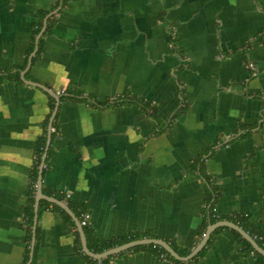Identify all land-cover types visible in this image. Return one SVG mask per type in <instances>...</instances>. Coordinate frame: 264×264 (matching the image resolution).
Segmentation results:
<instances>
[{
    "label": "crops",
    "instance_id": "crops-1",
    "mask_svg": "<svg viewBox=\"0 0 264 264\" xmlns=\"http://www.w3.org/2000/svg\"><path fill=\"white\" fill-rule=\"evenodd\" d=\"M63 2L0 0V76L22 80L0 82V264H26L37 143L48 141L54 97L30 83L60 97L43 194L84 209L103 240L142 234L194 250L210 205L221 222L264 237V0ZM43 201L36 264H95L74 218L65 211L76 229ZM222 228L198 262H180L261 264ZM129 250L109 264H177Z\"/></svg>",
    "mask_w": 264,
    "mask_h": 264
},
{
    "label": "trees",
    "instance_id": "trees-1",
    "mask_svg": "<svg viewBox=\"0 0 264 264\" xmlns=\"http://www.w3.org/2000/svg\"><path fill=\"white\" fill-rule=\"evenodd\" d=\"M67 1L68 0H64L63 3L65 4V3H67ZM43 27H44V20H41V22H40V24L38 26L37 34H39L42 31ZM50 29H51V24L49 22L48 27H47V30L45 32V35L49 33ZM40 49H41V47H40ZM34 50H35V44H34V46L32 48V52ZM34 61H35V59H34ZM9 78L12 79V80H14V81L16 80V81L22 82L21 77H20V72H16V73H6L5 75L0 76V82L7 81V80H9ZM126 103H129V104H138V105L142 106L144 109L148 110L149 112L152 109V108L150 109V106L151 105L149 103L144 102L142 100L128 98L126 100ZM55 107H56V100L54 98H51V101H50V109H51V112H50L49 116L47 117L46 122L44 123L45 128H47L49 126V124H50V120H51L52 114H53V112L55 110ZM152 115H155V111L154 110L152 112ZM53 129H56L55 122L53 124ZM54 134H55V132L52 133V138H53ZM37 144H38L37 145L38 146V149H37V152H38V154H37L38 165L37 166L39 167L40 164H41L42 157H43V155L45 153V150H46L47 138L46 137L40 138L38 140V143ZM49 154H50V150L48 151V155ZM203 162H204V160H196L194 162L193 167H194V169H195L196 172H198L201 176H204L205 177V175H204V168H203ZM46 165H47V163L45 164V166ZM38 176H39V173H38V171H36L35 177H34L35 178V182L37 181ZM59 200L60 201H63V198H59ZM35 203H36V199H35V195L33 194V196L28 199V202H27V205H26V212H25L27 232H28L27 241H28V246H29L28 249H27V252H26V260H25V263L26 264L29 263L30 258H31L30 257L31 256L30 255L31 254V248L30 247H31V244H32V241H33V234H32V232H33V226H34L35 217H36ZM43 204H46L47 206H52L56 210L62 212L68 218V220L72 224L73 228L76 229L75 223L73 222V220L70 218V216L63 209H61L57 205L50 204V203H48L46 201H43ZM40 206H42V204ZM70 208H72V210L76 213V208L73 207L71 204H70ZM82 212H84V209H81L80 212L76 213L77 214V217L79 218L80 221H81V214H82ZM40 213H41V209L38 211V216L40 215ZM218 222H221V219L218 218L217 213L214 211L213 205H210L209 206V209H208V222L205 224L204 229L201 232V237L204 236V234L206 233L207 227L209 225H214V224H217ZM83 228H84V231H85V234H86L88 247H89L90 251L92 253H94V254H103V253H105V252H107V251H109L111 249H114V248L123 246L125 244L146 239V235L138 234V235H132V236L124 237V238H120V239H113L111 241H106V240H103L102 238H100L94 232V230H92L90 227L87 226V227H83ZM222 229H219L217 232H219ZM232 232L234 234H236L238 236V238L240 239V241L244 244V250H246V251H248L250 253L251 252H254L256 255H258L261 264H264V257L261 254H259L257 251H255L254 248L252 247V245L246 239L242 238V236L238 232L233 231V230H232ZM76 237H77V241H78V247H79L80 251L82 252V245H81L80 233L77 230H76ZM171 247L181 257H187V256H189L191 254L192 250H193L192 248L191 249H186V250H181L180 248H178L174 244H172ZM206 248L198 256H196L191 261V263L198 262L199 259H201V257L204 255V253L206 251ZM145 249L152 250L158 256H164L167 259H169V260H171V261H173V262H175L177 264H184V263H182V262L174 259L165 249H163L160 246H154V245H151V246H140V247H136V248H134L132 250H129V251H134L135 252V251H141V250H145ZM36 253H37V246L35 248V254H34V257H33L34 259H33L32 264H36ZM82 254L86 258H88L91 261L95 262V264H109V262H110L109 260L113 258V257H109L107 259L98 261V260H93L92 258L86 256L83 252H82Z\"/></svg>",
    "mask_w": 264,
    "mask_h": 264
},
{
    "label": "water",
    "instance_id": "water-1",
    "mask_svg": "<svg viewBox=\"0 0 264 264\" xmlns=\"http://www.w3.org/2000/svg\"><path fill=\"white\" fill-rule=\"evenodd\" d=\"M39 41V40H38ZM37 41V43H38ZM31 66V63H30ZM29 66V68H30ZM32 86L41 88L42 90H44L45 92H47L48 94H50L51 96H53L54 98H56L57 100V104L55 107V110L53 112L52 118H51V122H50V127H49V134H48V141H47V147H46V152L43 156L42 159V164H41V170H40V176H39V185H38V194L36 197V218H35V228H34V241L36 239V226H37V219H38V210H39V204L42 200H47L52 204H56L57 206H59L60 208H62L64 211H66L70 216H72L74 218L75 223L78 226L80 235H81V239H82V246L84 249V252L90 256L91 258L101 261L103 259H106L108 257L111 256H115L117 254H120L122 252H125L129 249L135 248L137 246H143V245H155V246H160L163 249H165L174 259L178 260V261H183V262H189L191 260H193L208 244L209 239L211 237V235L219 228L222 227H228L231 228L237 232H239L248 242H250L252 244V246L260 253L264 256V250L259 246V244L253 240V238L247 234L244 230H242L239 226L230 223V222H221V223H217L215 225H212L209 227L207 233L204 236L203 241L199 244V246L194 249L192 251V253L187 256V257H181L178 253H176L174 251V249L166 242L162 241V240H151V239H144V240H140V241H135V242H131L128 244H125L123 246L111 249L103 254H94L90 251L89 247H88V243H87V238H86V234L84 231V228L81 226L80 220L78 218H76V216L74 215V213L70 210V208L56 200V199H52V198H47L44 194H43V190H42V183H43V169L47 160V153L51 144V139H52V128H53V121L58 113L59 110V106H60V97L58 95H56V93L50 91L48 88L39 85V84H35V83H30ZM34 257V250L31 253V259L29 264L32 263V259Z\"/></svg>",
    "mask_w": 264,
    "mask_h": 264
},
{
    "label": "built area",
    "instance_id": "built-area-1",
    "mask_svg": "<svg viewBox=\"0 0 264 264\" xmlns=\"http://www.w3.org/2000/svg\"><path fill=\"white\" fill-rule=\"evenodd\" d=\"M249 68L253 71V75L255 76V77H257L258 76V71H257V69H256V65L253 63V62H251L250 64H249ZM60 94H65V91H62ZM215 212H216V210H214ZM90 215L88 214V213H83L82 214V216H81V221H80V223H81V226L82 227H87L88 226V224H89V221H90ZM253 240L254 241H260V242H263L264 243V237L263 236H260V235H255V236H253Z\"/></svg>",
    "mask_w": 264,
    "mask_h": 264
}]
</instances>
